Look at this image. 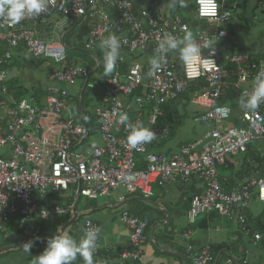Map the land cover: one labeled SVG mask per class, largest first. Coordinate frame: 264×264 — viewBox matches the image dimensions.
Masks as SVG:
<instances>
[{
  "label": "built area",
  "instance_id": "1",
  "mask_svg": "<svg viewBox=\"0 0 264 264\" xmlns=\"http://www.w3.org/2000/svg\"><path fill=\"white\" fill-rule=\"evenodd\" d=\"M146 2L149 4L142 6ZM47 5L46 12L26 16L16 24L0 15V239L10 237L14 229L24 239H33L39 233L32 224L37 217L67 215L71 210V206L42 204L36 196L71 187L77 197L96 199L122 187L149 199L155 194V186H165L175 175L185 180L196 174L204 192L192 197L188 222L217 214L236 222L254 243L261 241V234L251 231L244 210L252 194L264 203V177L250 176L228 191L219 169L231 156L246 153L253 142L264 139V104L255 111H241L238 125L224 129L215 126L174 153L149 150L151 143L163 140L170 132L167 123L159 122L163 105L185 93L192 83V102L204 109L195 117L199 123L231 119V107L220 98L232 84L241 87V97L252 92L254 77L264 69V63L250 52L229 50L222 54L218 49L226 45L223 41L229 34L227 26L235 3L194 0V19L190 22L177 14L169 16L165 5L152 0H47ZM59 18L88 20L82 47L86 52L100 51V41L109 35H115L120 43L115 69L97 80L103 87L100 106L95 109L100 142L86 150L80 148L90 143L94 127L81 107L80 120L70 113L72 96L67 88L48 86L41 101L33 97L9 101L4 97L9 67L19 48L32 59L52 60L48 80L71 87L80 85L81 92L87 87L100 58L93 56L96 65L92 68L83 59L69 61L62 40L64 28L57 26ZM189 32L201 50L195 61L184 63L179 48L158 51L159 42L167 35L182 40ZM152 58L161 63L157 71L151 68ZM232 76L235 82L230 80ZM200 83L204 85L199 87ZM121 114H127V122H118ZM129 123L141 124L155 138L131 147L127 143ZM15 214L19 217L12 227ZM119 221L129 230V245L118 250L116 264H142L147 219L123 209ZM96 228L94 221L85 219L84 230ZM189 236L190 231H185L184 237ZM190 258L192 264L215 262L213 253L205 248ZM225 262L248 264L247 259L233 256Z\"/></svg>",
  "mask_w": 264,
  "mask_h": 264
},
{
  "label": "crops",
  "instance_id": "2",
  "mask_svg": "<svg viewBox=\"0 0 264 264\" xmlns=\"http://www.w3.org/2000/svg\"><path fill=\"white\" fill-rule=\"evenodd\" d=\"M231 1L232 4L235 3V5L238 2V0ZM257 7L258 8L254 7V17L259 15V19L262 15L261 17L263 18L259 20H264V0H262ZM236 9L237 8H235V11ZM166 10L170 13L169 16L177 14L181 17V20L185 22H190L194 19V7L186 14L183 11H177V9L168 6ZM83 20L84 19L77 20L76 22H69L66 19L59 18L57 20V26L64 28L65 32L62 40L67 46L69 61L83 59L85 65L92 68L96 65L94 57L99 56L100 65L93 70L91 74L92 79L89 82V84H94L97 83L98 79L111 75L113 71L105 75L104 53L102 50L92 53L86 52L82 47L80 49L76 48L75 44L72 43L70 39L66 40V36L70 33V27L66 26L78 23L81 24ZM67 23L71 24L66 25ZM231 23L232 21L227 26V30L230 34H228V37L223 41L224 44H226V41L230 38ZM246 23L248 24L246 25L247 28H250L251 25L249 22L247 21ZM86 26L82 33L84 41L86 39ZM224 46L227 48H224ZM224 46L218 47L222 54H227L229 50L233 52H246L234 51V48L227 44ZM15 53L16 56L14 57L12 65L9 67V80L5 84L6 91L4 97L9 101H19L20 99L28 97H33L40 101L43 100L44 91L47 89V87L44 88V84H47L46 81L28 80L26 73V78L25 75L22 76L21 64L27 62L26 60L29 55H27L22 48H19ZM252 54H255V56L264 63V54L262 56L256 53ZM225 67L228 69L230 66L225 64ZM47 75L48 73L46 74V78ZM230 80L235 82L236 77L232 76ZM49 81L50 80H48V82ZM26 83L33 91L27 93L30 94L29 96L22 98L23 85ZM53 85L67 88L70 91L72 96L68 103L70 113L74 115L76 119L80 120L79 108L81 107L87 121L94 127L92 134L88 138V142L90 143H86L80 150H86L89 145L99 144L98 142H100V140L98 139L97 133L98 118L95 114V109L100 106L101 101L96 105L84 108L82 104L84 91L81 92L80 85L71 87L58 82H55ZM194 85L195 84L192 83L191 86ZM199 85L202 86L204 83H200ZM191 86L175 100L163 105V108H170L174 115V119L170 124L167 123L170 126L169 134L163 140L151 143L149 146L150 151L157 153H174L182 144L201 138L215 126L224 129L229 126L238 125L239 115L241 111L244 110L240 107L241 87L232 84L220 98L221 103L231 107L233 111L230 120L220 123L205 122L211 124L212 128L202 135L195 133V130H191L186 124L180 128L178 136H174L175 130L184 123L183 118L187 115V112L183 110L185 106L192 105V108L189 110V115L195 123L201 124L195 120V117L197 114L203 112L204 109L192 102L191 96L193 90ZM197 87L198 86H196V88ZM242 87H245V85H242ZM101 88L103 92V87ZM175 106L181 107L180 113ZM190 134L192 136H189ZM139 166H143L140 160ZM219 173L225 190L228 191L238 183L246 181L250 176L257 175L264 177V139L253 142L246 153L231 156L226 164L220 167ZM203 192L204 184L196 174H193L190 178L185 180L182 179L180 175H175L165 186H155V194L149 199H144L136 193H129L122 187L115 189L110 195L98 197L96 199L83 196L77 197L74 188L71 187L58 193L36 196V200L42 204L47 202L63 207L71 206V210L67 215L50 214L45 219L37 217V220L33 221L32 224L35 226V229L39 230L36 237H40V239L35 241L44 240L47 242L48 238L59 234L71 236L74 240L79 242L84 234L83 223L85 219L88 218L94 221L100 229L97 247L95 249V252H98V254L93 256L94 264H116L118 250L129 245V230L119 221L121 210L127 209L132 214L147 219L148 221V225L145 229V244L141 259L142 264H192L191 255L204 248L213 253L215 261L219 258L217 264H220L221 261L225 262V259L229 256H233L237 260L247 259L248 264H258L261 257L260 247L263 248L261 242L254 243L249 236L242 232L236 222L230 221L217 214L204 215L193 223L188 222L187 210L189 209L190 201L194 195ZM244 211L250 226L255 227L257 220L264 223V203L257 199L256 194L251 195ZM18 217V214L14 215L12 227L15 226ZM185 231H190L188 239L184 237ZM11 233L10 237L0 239V247L16 246L20 242L33 240L35 238L26 240L18 233L17 229L12 230ZM41 234H43V238ZM46 242L34 244L31 251L27 253L23 246L15 247L14 249L23 250L24 252L21 253L22 257L17 259L18 262L14 264H32L34 260H32V258H36V256L44 250ZM212 245H216L217 250L213 251L211 249ZM10 250H13V248ZM7 251L0 253V255L7 253ZM26 254H28V257H26ZM81 258L82 257L78 255L76 259L72 261V264H84L83 261H79Z\"/></svg>",
  "mask_w": 264,
  "mask_h": 264
},
{
  "label": "clouds",
  "instance_id": "3",
  "mask_svg": "<svg viewBox=\"0 0 264 264\" xmlns=\"http://www.w3.org/2000/svg\"><path fill=\"white\" fill-rule=\"evenodd\" d=\"M175 6V0L170 7ZM48 9L47 0H0V15H3L10 24L19 23L26 16H36ZM182 45V47H181ZM98 47L103 51L105 75L111 73L116 66L119 55L120 43L115 35H109L100 41ZM180 50V59L184 63H191L200 56V47L193 40L189 32L182 40H178L172 35H167L158 44V51L166 52L168 50ZM151 68L157 71L161 67L158 59H150ZM254 87L250 94L245 93L240 99V107L247 111H255L261 104H264V69H262L253 80ZM128 121L127 114L119 116V123ZM131 132L127 138V143L136 148L139 145L149 143L155 138V134L144 128L141 124L127 125ZM100 229L84 230L83 237L77 242L68 235H53L47 239L46 247L36 256L32 264H72V261L79 255L83 258L84 264H94L93 252L97 247V240ZM35 237L23 244L26 252H30Z\"/></svg>",
  "mask_w": 264,
  "mask_h": 264
},
{
  "label": "rangeland",
  "instance_id": "4",
  "mask_svg": "<svg viewBox=\"0 0 264 264\" xmlns=\"http://www.w3.org/2000/svg\"><path fill=\"white\" fill-rule=\"evenodd\" d=\"M161 3L165 5L167 8L170 7V4L166 0H161ZM178 3L180 6H188L191 3H193V0H178ZM148 2L142 3V6H146ZM256 4V0H248L246 9H245V15L248 19L249 24L251 25L250 28H247L246 25H244V20H240L238 15H243L238 8V14L234 12V15L232 17V23H231V35L230 38L226 41V44L229 46H232L234 48V51H246V52H252L256 53L259 56H262L264 54V20H259L263 17L260 16L258 19V16L254 17V6ZM171 8V7H170ZM237 15H236V14ZM66 23V22H65ZM88 20H83V22L78 24H71L67 23L66 25L71 24L70 26V33L66 36V40L70 39L72 43L75 44L76 48H81L84 45V39L82 37L83 29L87 25ZM84 41V42H83ZM135 54H138L137 52ZM77 55V54H75ZM73 59V58H71ZM27 62L21 64V70H22V76L27 74L28 80H37V81H46L47 84H44V88L48 86H52L55 84L53 81H49L46 78V74L49 73L50 68H52V60H40L35 61L30 56H28ZM26 78V75H25ZM66 85V84H65ZM23 94L21 95L23 97H27L30 94H27L28 92L33 91V89L26 83L23 85ZM55 86V85H53ZM102 86L98 83H90L87 85L83 92L82 96V104L84 108L87 106H93L96 105L99 101H101L102 97ZM178 108V112L180 113L181 107L175 106ZM192 108V105L185 106L183 110L187 112V115L183 118L184 123L179 126L175 132L174 136H178V131L183 125H186L192 130H195V133L202 135L206 131H209L212 128V125L209 123H201L197 124L195 123L192 118L190 117V109ZM189 136H192L191 134ZM45 232V231H43ZM41 237L43 238V234H41ZM261 248V257L259 259L258 264H264V247ZM24 252L23 250H8L7 253H4L3 255H0V264H14L18 262V258L22 257L21 253ZM26 252V251H25ZM27 253V252H26ZM26 257H28V254H26ZM35 258H32V260ZM220 264H226L224 261H221Z\"/></svg>",
  "mask_w": 264,
  "mask_h": 264
},
{
  "label": "trees",
  "instance_id": "5",
  "mask_svg": "<svg viewBox=\"0 0 264 264\" xmlns=\"http://www.w3.org/2000/svg\"><path fill=\"white\" fill-rule=\"evenodd\" d=\"M152 1H157V2H161V0H152ZM169 4H173V0H166ZM247 2H248V0H238V2H237V4L233 7V6H230L229 5V7L231 8V7H233L234 9L235 8H241V9H243V10H240L242 13H243V15L245 16V9H246V5H247ZM262 2V0H256V4H255V8H258L257 6L258 5H260V3ZM194 7V4L193 3H191L190 5H188V6H180V4L178 3V0H175V6L174 7H172V8H175V9H177V11H183L185 14L186 13H189V11L190 10H192V8ZM237 9H236V11H237ZM235 11V12H236ZM237 14H238V11L236 12ZM235 13V14H236ZM236 14V15H237ZM238 17L240 18V20H244V23H245V25H248L246 22L248 21L245 17H243L242 15H238ZM232 20V19H231ZM230 31V30H229ZM229 33V32H228ZM230 34V33H229ZM74 62V61H73ZM125 66L123 65V69H122V71H125ZM199 87H200V85H199ZM191 89L192 90H194L195 89V87L194 86H191ZM163 108V107H162ZM163 114H164V116H162L160 119H159V122L160 123H171V122H173V119H174V115H173V113H172V111L170 110V108L169 107H164L163 108ZM247 221H248V219H247ZM248 225H249V223H248ZM249 227L251 228V231H256V232H259L260 234H261V245L264 247V223H262V222H260L259 220H257V224L255 225V227H252V226H250L249 225ZM211 249L214 251V250H217V246L216 245H212V247H211ZM98 254V252H93V256L94 255H97ZM79 261H83L84 262V260H83V258H81V259H79Z\"/></svg>",
  "mask_w": 264,
  "mask_h": 264
},
{
  "label": "water",
  "instance_id": "6",
  "mask_svg": "<svg viewBox=\"0 0 264 264\" xmlns=\"http://www.w3.org/2000/svg\"><path fill=\"white\" fill-rule=\"evenodd\" d=\"M73 222V221H72ZM28 241H23V242H20L19 244H17L16 246H1L0 247V253L2 252H5L7 250H10V249H14L15 247H20V246H23V244L27 243ZM46 241L42 240V241H35L34 244H41V243H45ZM219 261V258L216 259L215 263L214 264H217Z\"/></svg>",
  "mask_w": 264,
  "mask_h": 264
}]
</instances>
